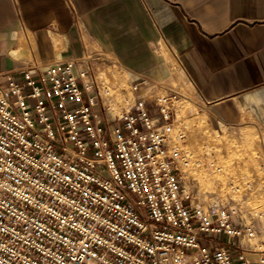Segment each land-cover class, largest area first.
Here are the masks:
<instances>
[{
  "label": "built area",
  "instance_id": "1",
  "mask_svg": "<svg viewBox=\"0 0 264 264\" xmlns=\"http://www.w3.org/2000/svg\"><path fill=\"white\" fill-rule=\"evenodd\" d=\"M90 58L32 62L0 82V264H264L233 243L264 234L263 211H205L186 192L187 156L168 145L173 98H155L159 116L136 99L115 124Z\"/></svg>",
  "mask_w": 264,
  "mask_h": 264
},
{
  "label": "crops",
  "instance_id": "2",
  "mask_svg": "<svg viewBox=\"0 0 264 264\" xmlns=\"http://www.w3.org/2000/svg\"><path fill=\"white\" fill-rule=\"evenodd\" d=\"M101 54L132 85L149 80L135 94L154 116L150 81L175 73L212 131L254 128L264 147V0H0V82L32 62ZM262 237L233 241L235 252L257 260Z\"/></svg>",
  "mask_w": 264,
  "mask_h": 264
},
{
  "label": "rangeland",
  "instance_id": "3",
  "mask_svg": "<svg viewBox=\"0 0 264 264\" xmlns=\"http://www.w3.org/2000/svg\"><path fill=\"white\" fill-rule=\"evenodd\" d=\"M30 41L35 44L33 38ZM167 54L170 55L168 51ZM89 60L93 67V91L100 98V113L117 124L118 116L132 108L136 101L131 79L111 54ZM150 83L149 92H153L154 99L168 95L173 98L174 115L171 129L167 131L168 145L179 147L187 156L179 163V173L186 192L193 197V204L205 211L216 204L238 212L242 209L248 213L264 212L261 135L254 128L224 133L212 131L199 92L183 83L175 73L170 78L153 79ZM260 236L263 243L264 234L256 238Z\"/></svg>",
  "mask_w": 264,
  "mask_h": 264
}]
</instances>
